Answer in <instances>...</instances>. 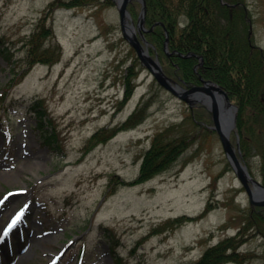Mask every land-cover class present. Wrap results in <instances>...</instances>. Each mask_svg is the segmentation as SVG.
<instances>
[{"label":"rangeland","instance_id":"1","mask_svg":"<svg viewBox=\"0 0 264 264\" xmlns=\"http://www.w3.org/2000/svg\"><path fill=\"white\" fill-rule=\"evenodd\" d=\"M52 1L0 0V49L7 47L12 60L0 50V228L20 211L6 234L12 246L0 243V264H21V255L23 264H192L235 235L251 208L209 128V112L201 104L191 110L158 84L122 36L114 0L76 6L59 0L48 8ZM228 1L243 7L249 45L264 53V0ZM139 9L132 5L136 15ZM41 22L50 32L42 46H58L59 59L36 63L20 77L27 40ZM186 22L182 15L178 25ZM152 46L151 55L178 81L166 52ZM127 80L132 92L121 103ZM37 99L50 122L43 130L56 133L54 149L42 138L37 114L28 112ZM144 105L142 121L121 127ZM195 111L202 112L196 121ZM114 128L105 141H91L95 131ZM159 132L188 134V145L166 169L137 182ZM242 160L261 180L260 157L242 154ZM254 231L245 232L239 262L223 264H264V240ZM21 236L35 240L33 252L19 253Z\"/></svg>","mask_w":264,"mask_h":264},{"label":"trees","instance_id":"2","mask_svg":"<svg viewBox=\"0 0 264 264\" xmlns=\"http://www.w3.org/2000/svg\"><path fill=\"white\" fill-rule=\"evenodd\" d=\"M84 1L69 0L61 4L76 6L83 4ZM57 2L59 3V0L50 2L48 8H53ZM235 3L234 7H229L220 0H146L145 25L149 27L156 21L163 23V25L155 24L146 37L154 43L157 50L163 51L164 30L167 29L170 50L177 49L183 53L194 51L203 55V65L197 68V72L218 82L228 92L231 100L238 105L235 131L239 135L241 152L245 157L251 154L260 157V172L264 183V53L250 47L244 9L237 2ZM130 9L132 10V6ZM131 12L135 19L136 11ZM182 15L187 22L179 26V18ZM36 27L37 29L31 32L27 40L24 55L26 68L20 71V77L36 63L53 64L59 59L58 46H42L49 36V28H45L43 22ZM0 50L11 65L9 49L2 47ZM174 60L179 65V69L173 72L175 75L186 81L198 82V74L193 70V64L197 61L194 57L182 58L176 55ZM13 69L14 66L10 68L11 71ZM129 69L133 70L132 67ZM16 74H19V71ZM126 87L121 103L132 92L129 80ZM3 94L0 93V102L4 100ZM41 103L43 104L41 99L30 103L29 111L37 114L38 128L43 132L42 138L50 148L54 149L56 133L52 127L43 130V125L50 122ZM145 111L146 105L137 108L121 127H133L142 121ZM201 115V111H195L192 113V119L196 121L195 119H200ZM118 129H99L92 135L91 141H105ZM165 132L157 133L150 147L145 151L137 182L144 181L166 169L188 145V138L186 139L187 136L190 137L188 134L175 137ZM236 133H232L233 138ZM249 229L255 230L254 233L261 235L264 240V207L250 208L244 225L235 235L225 237L207 247L200 258L192 264L239 262L237 249L246 240L245 232Z\"/></svg>","mask_w":264,"mask_h":264},{"label":"water","instance_id":"3","mask_svg":"<svg viewBox=\"0 0 264 264\" xmlns=\"http://www.w3.org/2000/svg\"><path fill=\"white\" fill-rule=\"evenodd\" d=\"M130 1L115 0L122 36L135 49L136 55L142 65L150 71L162 87L180 100L185 101L190 107L200 103L210 111L212 125L209 127L218 134L227 160L236 177L245 188L249 203L251 205L264 206V185L249 173L247 165L241 160L239 143L237 142L236 146H234L230 139L231 132L236 127L238 106L231 101L228 92L213 80L201 78V84L184 87L170 78L164 72L157 56L152 57L142 42L144 41L147 44L142 33V31L147 30L144 27L145 0H138L141 2V10L136 23L133 22L127 8ZM189 55H192V53L185 54L184 56Z\"/></svg>","mask_w":264,"mask_h":264},{"label":"flooded vegetation","instance_id":"4","mask_svg":"<svg viewBox=\"0 0 264 264\" xmlns=\"http://www.w3.org/2000/svg\"><path fill=\"white\" fill-rule=\"evenodd\" d=\"M136 2L135 0L132 1L131 3ZM153 42H149V45H153ZM154 46V45H153ZM152 46V47H153ZM190 53H193L191 57H194L197 61L193 64V70L197 73V68L198 67H202L203 62H204V58L203 55L199 52H193V51H188ZM169 54H167L168 59L170 61V65H172V67H174V70L179 68L178 63L175 62L174 58L176 57V51H170L168 52ZM198 74V73H197ZM198 79H200V76H198ZM178 80L179 81H183L184 83H186L187 85H194V84H198L197 82H193V81H186L184 80L182 77L178 76Z\"/></svg>","mask_w":264,"mask_h":264},{"label":"bare ground","instance_id":"5","mask_svg":"<svg viewBox=\"0 0 264 264\" xmlns=\"http://www.w3.org/2000/svg\"><path fill=\"white\" fill-rule=\"evenodd\" d=\"M218 83V82H217ZM219 84V83H218ZM220 85V84H219ZM221 86V85H220ZM210 128V127H209ZM211 129V128H210ZM232 132H234V131H232ZM6 175L7 176H11V177H14L13 175H12V173H11V171H9L8 173H6ZM34 242V240H30L29 242H28V245L29 244H31V243H33ZM0 252L1 253H5V250L0 246ZM28 256V255H27ZM28 258H30V256L28 257ZM27 260V257L26 256H24V255H21V260H20V263L21 264H23L25 261Z\"/></svg>","mask_w":264,"mask_h":264}]
</instances>
